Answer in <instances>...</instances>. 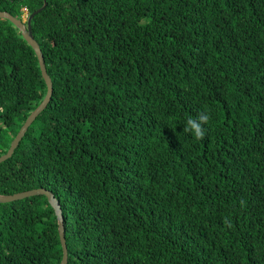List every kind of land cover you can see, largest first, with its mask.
Returning a JSON list of instances; mask_svg holds the SVG:
<instances>
[{
	"label": "trees",
	"instance_id": "1",
	"mask_svg": "<svg viewBox=\"0 0 264 264\" xmlns=\"http://www.w3.org/2000/svg\"><path fill=\"white\" fill-rule=\"evenodd\" d=\"M45 1L30 30L50 98L0 162V194H53L65 264H264V0ZM44 93L0 18V154ZM201 111L196 140L183 127ZM60 257L43 195L0 202V264Z\"/></svg>",
	"mask_w": 264,
	"mask_h": 264
},
{
	"label": "water",
	"instance_id": "2",
	"mask_svg": "<svg viewBox=\"0 0 264 264\" xmlns=\"http://www.w3.org/2000/svg\"><path fill=\"white\" fill-rule=\"evenodd\" d=\"M45 5H46V1L42 0V4L38 8L34 9L33 11L29 13H25V19H21V17L16 18L15 16H12L8 12L0 10V18L7 19L14 26V28H16V30L19 32L21 38L26 42V44L30 46V48L33 50L34 55L37 60V65L39 68L41 78L45 84V93L43 97L41 98L39 103L25 117L24 121L21 123L16 133L9 141L8 147L5 150V152L0 154V162L8 158L11 155L13 149L16 147L18 141L22 137L27 126L31 123L34 117L45 107L46 103L48 102L50 98V93H51L50 78L45 71V66L43 63V58H42V54L40 52L39 46L37 42L35 41V39L33 38L31 34V30H30L31 17L35 13L43 9ZM38 194H41L45 197L48 205L51 207L53 214L55 216L56 231H57L59 243L61 245V257H60L58 264H65L66 248L64 244L63 230H62L63 219H62L61 211L58 205V201L56 200V198L53 196V194L49 190L45 188H32V189H28L24 191L15 192L12 194H0V202L12 201V200L20 199L26 196L38 195Z\"/></svg>",
	"mask_w": 264,
	"mask_h": 264
},
{
	"label": "clouds",
	"instance_id": "3",
	"mask_svg": "<svg viewBox=\"0 0 264 264\" xmlns=\"http://www.w3.org/2000/svg\"><path fill=\"white\" fill-rule=\"evenodd\" d=\"M2 111V109H0ZM210 111H201L196 117H188L184 123L183 132L191 134L196 140H203L206 134V125L210 122Z\"/></svg>",
	"mask_w": 264,
	"mask_h": 264
},
{
	"label": "rangeland",
	"instance_id": "4",
	"mask_svg": "<svg viewBox=\"0 0 264 264\" xmlns=\"http://www.w3.org/2000/svg\"><path fill=\"white\" fill-rule=\"evenodd\" d=\"M21 19H25V11H22V13H21ZM9 144V143H8Z\"/></svg>",
	"mask_w": 264,
	"mask_h": 264
},
{
	"label": "built area",
	"instance_id": "5",
	"mask_svg": "<svg viewBox=\"0 0 264 264\" xmlns=\"http://www.w3.org/2000/svg\"><path fill=\"white\" fill-rule=\"evenodd\" d=\"M24 10V9H23ZM25 11V10H24ZM26 13V12H25Z\"/></svg>",
	"mask_w": 264,
	"mask_h": 264
}]
</instances>
